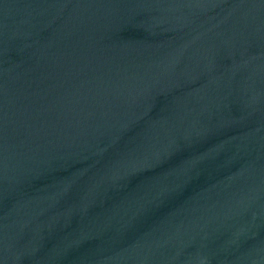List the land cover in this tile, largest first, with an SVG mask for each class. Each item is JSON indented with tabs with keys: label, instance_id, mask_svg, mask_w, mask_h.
<instances>
[{
	"label": "water",
	"instance_id": "water-1",
	"mask_svg": "<svg viewBox=\"0 0 264 264\" xmlns=\"http://www.w3.org/2000/svg\"><path fill=\"white\" fill-rule=\"evenodd\" d=\"M0 264H264V0H0Z\"/></svg>",
	"mask_w": 264,
	"mask_h": 264
}]
</instances>
